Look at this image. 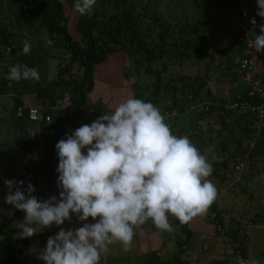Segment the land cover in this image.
Here are the masks:
<instances>
[{
  "label": "clouds",
  "instance_id": "obj_1",
  "mask_svg": "<svg viewBox=\"0 0 264 264\" xmlns=\"http://www.w3.org/2000/svg\"><path fill=\"white\" fill-rule=\"evenodd\" d=\"M96 3L75 0L74 10L90 15ZM256 15L264 19V0H257ZM250 23L257 21L252 18ZM44 39L46 47L53 44L47 35ZM22 44L23 53L29 54L30 42ZM248 44L264 52V23ZM6 79L39 81L40 75L36 68L16 64ZM55 147L58 196L39 198L31 182L25 188L23 180L3 181L8 189L4 202L25 214L13 225L18 238L33 237L53 225L59 228L38 253L44 264H100L113 244L129 251L137 231L144 234V225L172 232L169 216L188 224L206 215L218 196L209 179L213 166L208 157L187 135H174L161 110L142 99L124 100L111 113L66 133ZM8 215L14 212L8 210ZM73 215L81 226L62 227ZM237 264L258 261L239 258Z\"/></svg>",
  "mask_w": 264,
  "mask_h": 264
},
{
  "label": "trees",
  "instance_id": "obj_2",
  "mask_svg": "<svg viewBox=\"0 0 264 264\" xmlns=\"http://www.w3.org/2000/svg\"><path fill=\"white\" fill-rule=\"evenodd\" d=\"M8 1L12 2L19 17L37 22L38 28L53 41L49 47H62L69 54L68 62L58 69V79L53 85L41 86V79L33 80L36 97L41 100V105H38L41 118L38 121H28L25 116L21 117L25 119L28 132L20 136L12 164L0 180V205L4 206L7 211L14 212V215L23 212L4 202L8 189L3 181L5 179L23 180L25 188L28 182L36 183L39 185L36 193L42 190L40 184L44 182L57 183L56 169L59 159L55 145L59 140L66 139V133L70 135L80 127L78 123L81 115L80 109L84 106L86 94L93 87L94 66L103 61L112 48L125 49L128 56L134 59L136 68H142L145 74L155 76V81L149 80L143 86L138 83L133 85L135 98L153 103L161 109L164 115L184 113L192 105L205 101L208 102L205 104L208 106L207 110L211 109L212 94L207 87L206 75L187 74L183 69L176 74L167 75L165 73L171 64L184 66L189 62L212 58V53L209 51L212 42L209 36L217 32L210 29L209 33H206L208 27H211L208 26L207 18L194 17L188 23H184L182 16L180 17L181 24L175 29V22L172 24L153 6L146 5L147 3L137 9L135 5L129 4L128 0H97L90 15H81L74 10L75 0H66L68 8L77 13L75 29L79 36L73 39L67 29L68 17L61 0ZM232 2L235 13H238L239 7L235 0ZM250 6L253 8L249 15L250 20L255 18L257 24L250 23L247 35L236 28L232 33L231 46L229 49L220 51L219 55L224 54L225 51L229 53L228 58L232 59L233 55L243 50L246 37L254 39L255 34L259 33L260 24L264 23V19L256 15L257 0H250ZM150 7L153 8L150 9ZM214 23L216 24V21ZM224 30L228 31L226 28ZM18 41L13 32L7 31L5 27L0 28V66L3 68L0 71V93L2 88L11 82L6 80L10 66L24 63V55H17L16 52L20 48L16 47ZM7 47L12 58L9 66L5 67L4 49ZM255 60L261 63L262 70L258 74L264 80V52H258ZM74 64L80 68V76L75 79H66L64 75L71 74ZM27 67L34 68L33 65H27ZM60 84L70 91L67 95L69 105L59 106L56 112H51L47 106L56 98H53L48 90ZM64 92L67 94L66 91H60L57 97L65 95ZM21 105V101L15 99L13 110L15 111V108ZM219 108L223 110L222 116L231 111L223 109V105ZM45 115L50 116L49 121H45ZM32 133L36 135L30 136ZM252 136L253 131L251 130L250 137ZM249 143L240 150L239 154L243 160L250 159L252 154L264 153V128L261 129L252 147L248 146ZM232 162V159L227 157L211 162L213 172L210 178H215L219 187L223 186L225 180L228 179ZM209 210L215 213V219L210 222L222 226L223 218L220 215L218 204L214 202ZM175 221L180 224V229L185 235L184 240L178 242V246L181 247L187 243L190 232L187 224H181L176 218ZM247 221L252 222L250 219ZM244 223L239 222L241 227L240 233L236 236L235 250L238 249L244 257H247L243 243L248 240V237L245 239L244 235ZM18 231L15 227L1 231L6 241V245L2 247L6 264H18L15 256L26 246V239L16 236ZM153 258L157 259L156 255H153ZM168 262L159 263L169 264ZM212 264H237V262L233 257L217 259Z\"/></svg>",
  "mask_w": 264,
  "mask_h": 264
},
{
  "label": "rangeland",
  "instance_id": "obj_3",
  "mask_svg": "<svg viewBox=\"0 0 264 264\" xmlns=\"http://www.w3.org/2000/svg\"><path fill=\"white\" fill-rule=\"evenodd\" d=\"M61 1L65 6L66 15L68 17V32L73 39H77L79 36L75 29L77 13L68 8L66 0ZM128 3L135 5L137 9L146 3V5L153 6L172 24L174 22L176 23L175 29L181 24L182 21L180 17L182 16L184 17V23H188L194 17L199 19L207 18L209 21L208 26L211 27H208L206 33H209L210 29L217 32L210 34L209 38L217 34L219 35L218 40L221 47H230L232 44V33L236 30L238 17V13H235L232 0L231 2L230 0H128ZM153 7H150V9ZM214 21H216V24ZM4 27L7 31L13 32L19 40L16 47L18 48L19 46L20 48L17 49L16 52L17 55H24V63L21 64L26 66L33 65V67L38 70L41 86L53 85L58 79V69L62 68L68 62L69 54L62 47H46L44 39L46 34L38 28L37 22L35 20L19 17L15 12L14 5L8 0H2L0 2V28ZM224 28L228 31H225ZM25 39H27L32 46L27 55L23 53L22 41ZM229 47H226V49H229ZM1 48H3V46ZM4 53L6 60L5 67H8L12 56L6 53V48L4 49ZM217 53L216 51V54ZM260 64L259 61L255 60L256 70H262ZM179 67L180 66L176 64H171L167 67L165 73L167 75L176 74L181 70ZM2 70L3 68L0 66V71ZM188 70L191 71L190 68ZM80 74V68L74 64L71 74H65L64 77L66 79H75L80 76ZM149 80L155 81V76L145 74L142 68H136L134 59L128 56L125 49H120L118 47L112 48L106 55V58L94 66L92 75L93 87L91 91L86 94L84 106L80 109L79 126L91 124L104 113H111L119 103L130 97H134V84L138 83L143 86V84H146ZM60 91H66L67 94L64 92L65 95L70 93L68 88L62 84L51 88L48 90V93L52 95L53 98L57 99ZM13 97L19 99L26 105L41 104V100L36 97L33 80H21L20 82L11 81L2 88L0 93V180L5 176L12 164L14 152L19 146L20 136H24L28 132L25 126V119L15 116L13 112ZM54 102L55 100L48 106L46 105L51 112H56L59 107L53 105ZM185 113H188V111ZM249 117L252 118L254 126L253 117L251 115L247 116L248 120ZM227 136L229 138V135ZM216 140L213 139L210 144H206V146L201 148V153L208 157L210 163L221 156L232 159L228 155L231 142H227L228 151L226 150L225 152L218 147L221 141ZM233 145H235V143ZM211 179L214 183H217L215 178ZM244 179L245 176L240 179L234 191L223 193L225 195L220 202L221 206L222 204L225 206L230 202L229 208L231 210L230 212L233 214L232 216L246 220L249 218L251 212L256 210L257 194L260 188L259 186L255 187L254 190L246 188ZM33 185L35 188L39 186L36 183H33ZM254 185H256V183H254ZM40 186L42 190L35 194L39 198L47 199L50 196H58L59 194L57 183L48 184L44 182L40 184ZM246 194L249 198L246 197ZM223 199L225 200L222 201ZM24 215V213L8 215L6 208L0 205V264H6L3 257L4 251H2V247L6 245V241L1 231L13 228L14 222L22 221ZM89 222L94 221L90 218ZM169 222L174 228L172 232H162L150 223L151 226L149 224L144 225V234L141 235L139 231H137L129 251H124L123 246L119 243L111 245L108 253L102 256L100 264H136L141 248L140 242L144 240V236L149 234L148 231L150 227H153L154 231L158 233V236L166 235V237H169L166 240V246H173L175 250V241H183L185 235L180 229V224L175 221V217L169 216ZM80 226V222L75 215H73L72 221H66L62 227L74 229ZM58 231L59 228L53 225L51 229H45L44 232L37 233L35 236L27 238L26 246L15 256L18 264H44L42 260L37 258L38 253L46 247L48 237L55 235ZM248 232V241L243 242L247 249L248 259L256 260L258 264H264V229L260 226H254L249 228ZM192 244L191 242V245ZM226 255L228 254L226 253L224 256Z\"/></svg>",
  "mask_w": 264,
  "mask_h": 264
},
{
  "label": "crops",
  "instance_id": "obj_4",
  "mask_svg": "<svg viewBox=\"0 0 264 264\" xmlns=\"http://www.w3.org/2000/svg\"><path fill=\"white\" fill-rule=\"evenodd\" d=\"M218 39L219 35L217 34L210 37L212 42V46L209 48V51L212 53L211 59L189 62L179 67L180 69L184 68L183 70L187 74L198 73L207 76V87L212 94L211 109L205 110V107H208L205 105L208 103L206 101L195 104L187 110L188 113L184 112L167 116L166 123L170 124L174 135H187L199 150L206 146V144H210L213 139H217L216 141H221L218 147L226 152L228 148L227 142H231L228 155L232 158L233 162L230 164L227 177L231 179L234 175V164L239 160H243L239 154L240 150L243 147L245 148L251 140L250 134L253 128V121L252 118L249 117V120L247 118L250 114L241 110L228 111L222 116L221 108L219 107L228 101L243 98L246 94V85L241 80L240 73L232 65L231 57L228 58L229 53L224 51V54L219 55L220 51L226 50V47L229 46L221 47ZM216 51L218 52L217 54ZM189 68L191 71L188 70ZM257 72L261 73V70L257 69ZM15 99L16 98L13 97V105ZM21 104L22 106L41 105H26L23 104L22 101ZM227 135H229V138ZM234 143L235 145H233ZM221 157L218 159H224V156ZM244 162L245 169L241 174V178L245 176L244 183L246 188H250V190H254L255 187L258 186L260 188L257 194L256 210L252 211L249 218L246 220L250 219L255 226L263 228L264 153L252 154L250 159L247 158ZM209 179L214 183L210 177ZM254 183H256V185H254ZM214 184L218 190L219 185H217V183ZM223 193L225 192L219 193L218 191V196L215 200L216 204H218L220 215L223 218L221 231L218 232V230H216V225L211 223L206 215L198 216L187 224V228L190 232L187 243L180 247L178 246V241H175L174 250L173 246H166V240L169 237H166V235L158 236V233L154 231L153 227H150L148 231L149 234L144 236V240L140 242L141 248L136 264H160L159 262L167 261H169V264H212L213 261L217 259L233 258L236 248V236L240 233L239 230L241 225L239 222L243 224L246 220L232 216L233 214L230 212L231 210L229 208L230 202L225 206L223 204L221 206L220 200L225 195ZM246 197L249 198L247 194ZM224 200L225 199L222 201ZM191 242L193 243L192 245ZM245 252L248 258L246 248ZM226 253L228 255L224 256ZM153 255H156L157 259H154Z\"/></svg>",
  "mask_w": 264,
  "mask_h": 264
},
{
  "label": "built area",
  "instance_id": "obj_5",
  "mask_svg": "<svg viewBox=\"0 0 264 264\" xmlns=\"http://www.w3.org/2000/svg\"><path fill=\"white\" fill-rule=\"evenodd\" d=\"M235 3L239 7L236 28L242 31L244 35H247L250 27L249 15L250 12L253 11V8L250 6V0H235ZM245 11L247 12V15H245ZM249 40L252 39L246 37L245 46L243 50L240 53L233 55L231 59L233 66L237 69V71L241 75V80L246 85L245 97L238 100L226 102L225 104H223V109H228L231 111H238V110L245 111L253 117L254 120V126L252 128L253 136L251 138V142L248 145L249 147H252L261 129L264 128V80L256 70L255 55L258 52L253 47L249 46L248 44ZM8 52H9V48L7 47L6 53ZM67 103H69L68 96L63 95L55 99L53 105L61 106ZM25 108H26V112H24ZM206 109L207 107H205V110ZM39 111H40V106L21 105L15 108L14 114L19 118L25 116V118L28 121H38L41 118ZM222 111L223 110H221V112ZM167 116H169V114L165 115V117ZM44 119L45 121H49L50 116L45 115ZM244 169H245L244 160H239L236 164H234L233 177L231 179L225 180L224 185L218 188L219 193L225 191L228 192L234 191L236 186L240 182L241 174ZM206 217L208 218L209 221H212L215 219V213L211 210H208ZM244 224H245L244 235H245V239H247L249 235L248 229L255 225L251 221H245ZM215 225H216V230L221 231V226L218 224ZM233 257L236 262H238L239 258H243L244 260H249L247 257H244L238 249L234 251Z\"/></svg>",
  "mask_w": 264,
  "mask_h": 264
},
{
  "label": "water",
  "instance_id": "obj_6",
  "mask_svg": "<svg viewBox=\"0 0 264 264\" xmlns=\"http://www.w3.org/2000/svg\"><path fill=\"white\" fill-rule=\"evenodd\" d=\"M67 105H69V103H67V104H63V105H61V107H65V106H67Z\"/></svg>",
  "mask_w": 264,
  "mask_h": 264
}]
</instances>
